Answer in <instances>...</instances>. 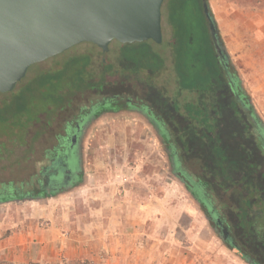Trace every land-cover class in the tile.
Returning <instances> with one entry per match:
<instances>
[{"label": "rangeland", "instance_id": "374dc122", "mask_svg": "<svg viewBox=\"0 0 264 264\" xmlns=\"http://www.w3.org/2000/svg\"><path fill=\"white\" fill-rule=\"evenodd\" d=\"M179 1L164 0L161 9L162 42L151 43L152 51L163 60L160 70L142 71L145 59L149 58L147 45L134 43L135 46L125 48L123 44L113 41L109 44V50L102 53L101 49L91 43H81L31 66L13 91L0 93V101L19 93V89L37 74L57 67L68 58L88 54L91 56L90 68L94 74L92 80H89L91 84L96 86L102 83L98 78L101 64L113 65L114 71H108L113 74L104 83L103 92L84 89L76 94L73 106L67 113L74 114L77 106L100 100L108 93H117L137 104L152 106L158 120L165 121L167 127L177 135L180 131L183 138L187 139L184 129L192 126V123L186 111L183 108L181 110V105L194 101L195 93L177 90L173 69L176 58L173 46L175 31L174 24L168 22L169 6ZM205 1L213 16L216 37L231 66L230 70L238 75L250 101L264 121V28L237 29L230 25L232 16L235 17L237 12L243 17L248 15L247 19H250L249 24L252 25L251 15L255 10L264 9V0ZM183 13L179 15L180 18L183 16L181 25H185L191 34L194 49L202 51L206 45L205 25L198 0H188ZM125 57H132L138 68L124 61ZM200 66L197 60L188 58L182 64V69L194 73V69ZM72 72L68 71L61 80L59 86L62 92L57 93L53 99L50 97L51 91L32 89L26 93L25 103L31 113L18 123L26 127L29 117L35 116L37 112L41 115L29 127L25 144L14 146L12 153L7 156L3 153L4 149H0L3 157L0 158V182L11 178L18 182L29 176L34 167H41L37 162L44 149L48 150L54 145V136L62 128L60 119L64 116L55 118L54 115L61 112V109L62 112L69 109L73 90L68 85L73 77ZM222 79L224 81L215 92L213 103L215 101V107L228 117L230 102L222 86L226 80L225 71L220 77ZM53 101L59 106L48 104ZM176 103L180 107L178 111L174 106ZM46 104L51 106L48 109H51L54 118L47 119L48 113L43 111L46 110ZM110 109L109 105L97 108L92 118ZM210 113L214 114L212 111ZM225 116H220L219 121H227ZM239 119L248 124L241 114ZM237 126L244 132L240 142L246 148L254 149L255 136L251 128L244 127L238 121ZM85 128L79 145L83 180L77 187L52 198L0 202V240L9 234L11 226L15 229L26 226L31 232L36 224L38 230L43 228L47 231V241L32 245L28 253L24 252L22 257L28 260L21 264H248L223 244L218 233L204 218L197 200L185 184L171 173L170 161L160 137L148 121L137 114L120 113L117 116L99 117ZM3 140L4 136H0V142ZM195 152L196 148H192L191 152L188 149L184 151L183 168L186 174L202 173L204 176L205 171L193 157ZM259 171H264V165ZM241 172L234 175L240 177ZM204 178L214 183L207 175ZM165 185L168 194L161 201L159 198L165 195ZM29 186L23 184L22 188L26 190ZM213 196L214 203L218 204L223 194L215 189ZM225 210L230 214L229 209ZM41 213L47 217L38 218ZM32 215H35L32 217L35 224L28 219ZM230 215L234 217L233 212ZM53 220L58 227L48 228L46 223ZM247 234L253 241V237L260 238L263 232L253 229ZM258 248L257 254L260 255H257L256 261L264 264V248L262 252L261 246ZM15 260L21 261L19 252L0 249V264H20Z\"/></svg>", "mask_w": 264, "mask_h": 264}, {"label": "trees", "instance_id": "16d2710c", "mask_svg": "<svg viewBox=\"0 0 264 264\" xmlns=\"http://www.w3.org/2000/svg\"><path fill=\"white\" fill-rule=\"evenodd\" d=\"M187 2L188 0H180L178 4L173 3L169 6L168 22L172 23V25L174 24L173 29L175 31L173 33V46L176 58L173 69L175 71L177 90H186L190 94L195 93V95L193 94L194 101L181 105V110L183 108L186 111L192 123V126L185 128L184 132H195L196 135L188 143L180 134V131L179 135H177L175 131L167 127L164 121H155L154 116L156 113L154 111L152 113V123L158 129V136L170 163L171 161L174 162V172L177 173L178 179L186 185V188L197 200L201 211L207 216L209 222L214 224L216 217H220L223 221L224 215L227 213L225 209H229L236 213L240 227L245 234L250 233L253 229L263 232V238L261 236L262 252V248H264V171L259 170L264 165V121L250 101V96L246 93L247 91L244 89V85L238 75L230 71V65L223 68V65L218 61L217 50L213 45L209 29V23L212 21L215 26V22L210 11H208V14L211 21H208L203 11V0H198V4L200 15L205 25L204 36L206 45L202 51L201 49L199 51L194 49L191 43V34L185 25H181L182 15ZM178 11V15H175L174 13ZM180 14H182L181 18L179 17ZM151 43L152 41L140 43L144 46L147 45L149 51V58L145 59V67H143L142 71H158L163 63L160 56L152 51ZM128 46L135 45L134 43L123 44L125 48ZM188 58L195 59L201 64L199 68L194 69V73H188L182 69V64ZM124 61L132 64V67L138 68L132 57H125ZM90 63L91 56L88 54L68 58L66 61L59 63L57 67L54 66L48 71L37 74L28 84L19 89V93L13 94L9 99L5 97V100L0 101V136H4V140L0 142V149L25 144L29 127L34 122H37L41 115L39 114L40 112H37L35 116L29 117L26 127L18 123V121H21L22 118L31 113V109L29 110L25 103L26 93L32 91V89L51 91L52 95L50 97L53 99L57 93L62 92V87L59 86L60 82L66 77L67 72L71 70L73 71V77L69 80L68 85L73 90L71 99L77 91H83L87 87H91L92 84L89 80H92L94 74L91 71ZM155 64L159 66L157 69ZM112 69H114L113 65L101 64V69L98 73L100 75L99 82L104 80L103 73ZM224 70L228 82L232 85L231 90L234 94L230 105V108L234 111L233 117H226L225 114L220 113L219 108L215 107V101L213 103L215 92L222 84L220 77ZM205 96L207 97L205 98ZM48 104L59 106L54 101ZM48 104L44 106L46 110L43 111L48 113L46 114L47 119H51L56 114L54 117L51 116V109H48L51 106ZM146 106L148 109H152L148 105ZM174 106L177 111L180 109L178 103ZM238 109H241V112ZM211 111L214 114H211ZM240 114L248 121L247 125L244 121H240ZM220 116H225L227 121H219ZM237 121L242 123L244 127L251 128L255 136L254 149L246 148L240 142L239 139L243 137L244 133L237 126ZM215 131L221 134L220 144L216 140L214 141L215 136L214 138L205 134L198 135L199 132H211L213 134ZM175 137L178 142L175 141ZM212 141L214 143H211ZM234 141L236 143H233ZM190 146L196 148L193 157L196 163L200 164L202 170L205 171L204 176L207 175V177L212 178L214 183L211 180H205L202 173L199 175L186 174L183 168L185 161L183 153ZM192 148L189 149L192 151ZM171 156L174 158L173 160ZM238 171H242L240 177L234 175ZM215 189H219L223 194V197H219L218 204L214 203L213 194ZM232 197L233 199H231ZM242 250V254L248 253L245 247ZM242 257L246 259L244 255Z\"/></svg>", "mask_w": 264, "mask_h": 264}, {"label": "water", "instance_id": "95a60500", "mask_svg": "<svg viewBox=\"0 0 264 264\" xmlns=\"http://www.w3.org/2000/svg\"><path fill=\"white\" fill-rule=\"evenodd\" d=\"M203 11L211 21L208 6ZM164 0H0V93L13 91L28 69L81 43L162 42ZM218 48L216 30L209 23ZM225 234V231H222Z\"/></svg>", "mask_w": 264, "mask_h": 264}, {"label": "flooded vegetation", "instance_id": "af4514ba", "mask_svg": "<svg viewBox=\"0 0 264 264\" xmlns=\"http://www.w3.org/2000/svg\"><path fill=\"white\" fill-rule=\"evenodd\" d=\"M217 43L218 48H215L218 51V61L223 65V68H225L228 66L226 55L222 47L220 46V42L218 41V39ZM213 44L215 46L214 41ZM104 65L110 64L104 63ZM111 71L113 72L114 69H112ZM112 72L103 73V82L100 85L96 86L92 84L91 87L86 88V91L94 90L95 92H103L105 87L104 83L108 81V78L112 76ZM98 78L100 79V75L98 76ZM223 81L224 80L222 79V82ZM222 86L224 87L223 91H225V94H228L227 97L229 98L230 102L228 105L230 106L234 94L231 90L232 85L230 84V82H228L227 75L226 80ZM81 92L82 91H77L76 94ZM76 94H74V96L69 100V109H65L63 112V109H61V112L55 115V118H61L64 116L60 119L62 121V128H60L59 133L54 136L56 140L54 145L51 146L48 150L44 149L40 161L37 162L41 165V167L39 169H36L34 167V171L29 176L21 179L18 182H14L12 178L7 179V181L0 182V202L4 203L9 201L39 200L43 199L44 197L52 198L56 195L64 193L67 190H71L72 188L77 187L83 180V168L81 165L79 152L80 139L82 134L84 133V130L86 129L85 127H87V125H90L93 121H96L99 117H102L104 115L117 116L120 113H129L134 115L137 114L141 118L148 121V123L154 127L155 131L158 134V129L152 123L153 111L152 109H148V107L146 106L148 104H137L132 99L120 96L117 93L112 95L108 93L109 96H102L100 100L97 99V101L95 102L88 101V104H84L80 107L77 106V111L74 114L67 113L70 112L73 106V101L76 97ZM105 105H109L111 109L100 112L96 115V117L92 118L94 116L93 113L95 112V110ZM149 107L152 108V106ZM226 107L228 108L227 105ZM155 108L158 109L157 106ZM238 110L239 112H241V109ZM233 115L234 111L233 109H231L228 117H233ZM154 117L156 119L155 121H158L157 116ZM164 123L166 124L165 121ZM204 134L207 136H215L216 138L214 137V141L216 140L218 144H220L221 134L219 132L215 131L213 132V134L211 132L198 133V135ZM195 135V132L187 131L186 141L190 143V140L194 138ZM174 139L178 142V139L176 137ZM214 141H212L211 143H214ZM13 150V147H9L7 149H4L3 153H5V156H7L8 154H11ZM188 151L191 152L189 148ZM1 157L2 156L0 155V158ZM170 165L171 173H173L174 176L177 177V173H174V162L171 161ZM23 184H29L30 186L28 189L23 190ZM231 213L232 212L230 211V214ZM204 218L210 224V227H212V229L218 233L223 244L230 248L240 259H243L242 255H244L246 259L243 260L248 264H258V261H256V259H258L256 254L259 251L258 247L261 246V237H253V241H251V237H249L248 234H245L243 229L240 227L236 213H234V217H231V215L225 213L223 221L220 217H216L214 224H211L209 222L205 214ZM223 230L225 231L224 235L222 234ZM255 239L257 240V242H254ZM243 247L246 248V251H248V253L242 254Z\"/></svg>", "mask_w": 264, "mask_h": 264}, {"label": "crops", "instance_id": "0c3cea01", "mask_svg": "<svg viewBox=\"0 0 264 264\" xmlns=\"http://www.w3.org/2000/svg\"><path fill=\"white\" fill-rule=\"evenodd\" d=\"M254 12L255 13L251 15V18L253 19L251 21L253 22L252 25L249 24L250 19H247L248 15H245V17H243L238 12L236 13L235 17L232 16V20H230L232 24L230 25L234 26L235 28L237 27V29L239 27L264 28V9L258 11L255 10ZM240 21L241 23H238ZM167 192H168V188L167 185H165V195L163 194L164 197L161 196V198H159L161 201H163L167 197L166 196V194H168ZM34 216L35 215L28 217V219L32 220L33 224H35V219H32V217L34 218ZM45 217H47V215H44V213H41L38 216V218H45ZM54 220H58V219L54 218ZM54 220L51 223H46L48 228L50 227L52 228L54 226L58 227V224H56V221L54 222ZM25 227L21 226L20 228L16 227L17 229H15L12 228L11 226L9 229V234L5 236L2 240H0V249L7 248L12 250L14 253L19 252V255L21 256V261H17V260L15 261L20 264L28 260V259L25 260V258H23L24 256L22 257V255L24 254V252L28 253L31 250L30 248L32 247V245H37V244L40 245L41 243L47 241L46 239L47 231L42 230L43 228L38 230V227L35 224V227L33 228L34 231L32 230L31 232H29Z\"/></svg>", "mask_w": 264, "mask_h": 264}]
</instances>
